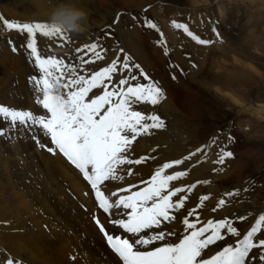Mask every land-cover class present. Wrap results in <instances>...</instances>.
<instances>
[{
    "label": "bare ground",
    "instance_id": "6f19581e",
    "mask_svg": "<svg viewBox=\"0 0 264 264\" xmlns=\"http://www.w3.org/2000/svg\"><path fill=\"white\" fill-rule=\"evenodd\" d=\"M108 1L110 0H0V17L3 20L16 22H47L51 9L60 3H75L90 11L89 7L92 8L93 2L96 3L95 8L99 9L105 8L104 4ZM115 1L122 4L123 8H127L134 5L145 6L156 0ZM92 14L90 11V21ZM3 20H0V105L41 115L46 110L37 103L38 94L33 95L34 86H32L33 89L30 87V77L39 75L34 58L29 54L30 50L26 49L25 39L18 36L16 30L6 29ZM90 26L82 34L65 33L70 39L45 38L37 34L38 50L43 49L55 58L77 66L78 74L89 76L91 72L106 67V64L111 63L109 60H113L119 52L116 48H112V45L109 52L104 49L105 45H98L97 51L101 52L104 60L108 59L104 65L100 64L101 60H95L87 49L84 52H77V48L84 49L86 44H92L86 40ZM121 31L124 38L134 45L131 51L134 57L130 58L137 65L139 33L137 29L128 30L125 26ZM14 47L16 51H13ZM81 56H84L85 60H95V63L82 64ZM158 56L163 58L162 53ZM123 62H119L113 81L135 75L137 80L131 83L133 85L138 83L137 69L130 65V69L125 71ZM165 65L170 67L167 74L173 75L174 80L171 82L184 85V79L178 72L180 67L171 62ZM174 66L177 67V71H174ZM168 80L167 75L164 81L160 80L166 88L159 83L156 84L163 92V98L158 104L170 111L173 109L179 111V116L182 115V117L180 116L172 125L173 115H169L166 111L165 118H160L164 124L162 128L152 129L150 134L140 136L134 142V150L129 158L135 160L146 157L145 161L139 165H126L125 171L120 173L125 176V179L120 182H111L107 190L118 191L120 187L127 188L130 184L143 188L145 185L141 184V180L149 179L150 174H153L158 167L176 159L184 160L185 157H189L184 164L174 166L172 170H166V174L186 171L185 177L172 184L175 187L185 188L192 184L197 185L192 192L179 195H188L189 199L186 200L185 205L189 211L196 209L200 220L197 223L199 228L207 220L218 221L219 215L223 212L220 207L216 208V211L209 212L204 211V205L202 208L199 207L203 186L205 184L219 185V179L211 173V163L215 153L209 146L203 148L199 145L192 146L185 137L182 125L186 126L188 118L198 116L203 110L208 109L196 97L175 101ZM109 86L111 90L110 83ZM96 91L102 94L99 90ZM136 108L146 115H157L151 104H138ZM169 131L176 133L167 135ZM0 132H3V135H0V264H6L8 259H14L15 264H122L106 243V237L96 223L98 219L110 234L131 239L130 234L114 228L109 222L112 218H120L117 215L118 210L112 209L109 213H105L99 207L95 191L83 174L62 154H59L58 150L55 155L47 150L48 147L55 148V145L51 144L50 137L46 136L39 126L12 125L9 120L0 117ZM203 152L209 159L208 162H200ZM128 169H131L134 175L128 176ZM207 177L213 178L210 182L201 183L207 181ZM100 187L104 190L103 185ZM139 188H133L132 191H137ZM212 191L215 190L212 189ZM119 194L127 195L128 193ZM226 210L227 208H224V211ZM188 219L190 222H195L196 216L188 217ZM176 223L177 230H182L183 224ZM254 224L255 220H252L239 237L233 236V241L230 242L225 238L214 247L222 249L228 244L235 245L243 239ZM222 234L227 237L223 231ZM257 254V250H253L250 253L253 259L247 264H258L255 258Z\"/></svg>",
    "mask_w": 264,
    "mask_h": 264
},
{
    "label": "snow or ice",
    "instance_id": "6c2138e0",
    "mask_svg": "<svg viewBox=\"0 0 264 264\" xmlns=\"http://www.w3.org/2000/svg\"><path fill=\"white\" fill-rule=\"evenodd\" d=\"M0 20L3 18L0 17ZM3 23L8 30L14 29L22 35L26 34V49L30 50L29 54L34 58L39 73L38 76H31L30 80L38 94L37 103L46 111L41 115H34L31 111H17L0 105V117L9 120L12 125L39 126L50 137L51 144L55 145V148L48 147L47 150L54 155L58 150L59 154L83 174L95 191L99 207L105 213L112 209L118 210L120 218H112L109 222L114 228L130 234L131 239L110 234L98 219L96 223L122 264H247L253 259L250 256L253 250L258 252L255 257L258 264H264V214L259 215L243 239L222 249L214 247L225 240L221 230H226L234 237L241 235L229 220L210 219L197 228L200 220L196 209L187 210L185 202L189 199L188 195H179L192 192L197 185L185 188L172 184L185 177L186 171L166 174V170L184 164L189 157L158 167L150 174L149 179L141 180V184L145 185L143 188L130 184L127 188L120 187L118 191L107 190L111 182L125 179L120 173L125 171L126 165H139L145 161L146 157L135 160L129 158L134 150V142L140 136L150 134V130L164 126L159 116L146 115L136 108L138 104L159 103L163 92L157 85H133L131 82L137 80L133 75L119 78L113 82L110 90L108 81H112L113 75L117 73L118 60H112L106 67L91 72L89 76L78 74L77 66L67 64L43 49L38 50L37 34L45 38L70 39L54 25L47 22L8 20H3ZM173 23L175 27H183L198 43H208L194 36L187 26ZM150 26L157 27L155 24ZM97 48L98 44L92 43L86 44L84 49L77 48L76 51L84 52L87 49L95 60H103L104 56ZM16 50L14 47L13 51ZM80 60L82 64L95 63V60H85L84 56ZM128 60L125 57L123 62L125 71L130 69ZM132 67L139 69L140 66ZM96 90L102 94H98ZM231 155V152H223L219 161L222 163L224 157ZM127 175L132 176L134 173L128 169ZM133 188L139 190L132 191ZM113 197L116 199L113 200ZM209 198L208 195L200 197L199 207L202 208ZM224 205L225 200L220 199L217 208ZM194 215L196 221L190 222L188 217ZM176 222L183 224L182 230H177ZM6 264H15V261L8 259Z\"/></svg>",
    "mask_w": 264,
    "mask_h": 264
},
{
    "label": "rangeland",
    "instance_id": "374dc122",
    "mask_svg": "<svg viewBox=\"0 0 264 264\" xmlns=\"http://www.w3.org/2000/svg\"><path fill=\"white\" fill-rule=\"evenodd\" d=\"M104 5L98 9L93 2L89 7L93 14L87 42L105 45L107 52L116 48L119 52L113 60L121 62L128 57L129 65L134 66V45L121 30L123 26L137 29L138 83L155 82L166 88L160 80L167 75L175 101L196 97L208 109L182 125L192 146H209L215 153L211 173L219 185L203 186L202 196L210 197L203 209L212 211L224 199L219 220H229L243 234L252 220L264 214V0H156L127 8L110 0ZM173 22L187 26L194 36L208 43H198ZM17 35L26 41V34ZM170 62L180 67L184 85L171 82L173 75L167 74L170 67L165 65ZM108 82L112 86L114 81ZM152 106L161 119L166 111L173 115L172 125L182 117L177 110ZM175 133L169 131L167 135ZM226 151L232 155L221 163L219 157ZM208 160L203 152L200 162ZM212 178L207 177V182ZM221 231L233 241L231 234Z\"/></svg>",
    "mask_w": 264,
    "mask_h": 264
},
{
    "label": "clouds",
    "instance_id": "9594fccd",
    "mask_svg": "<svg viewBox=\"0 0 264 264\" xmlns=\"http://www.w3.org/2000/svg\"><path fill=\"white\" fill-rule=\"evenodd\" d=\"M47 23L66 34H82L90 26V11L75 3H60L49 12Z\"/></svg>",
    "mask_w": 264,
    "mask_h": 264
}]
</instances>
